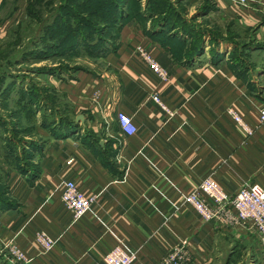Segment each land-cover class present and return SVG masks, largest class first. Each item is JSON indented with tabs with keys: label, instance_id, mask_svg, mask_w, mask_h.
Segmentation results:
<instances>
[{
	"label": "crops",
	"instance_id": "obj_1",
	"mask_svg": "<svg viewBox=\"0 0 264 264\" xmlns=\"http://www.w3.org/2000/svg\"><path fill=\"white\" fill-rule=\"evenodd\" d=\"M215 1L234 20L232 37L216 52L190 54L188 42L162 41L151 21L144 26L128 17L95 68L67 78L52 75L68 105L48 107L56 120L47 124H56L23 140L26 147L38 138L44 144L33 154L25 149L26 161L9 170L10 206L0 208L1 252L15 242L31 264H104L120 244L137 254L134 264H160L174 254L183 257L181 264H264L254 230L225 221L224 214L204 222L184 202L207 176L231 194L248 182L264 187L258 112L264 103V8L259 0ZM138 43L168 70L167 80L134 53ZM154 93L168 109L151 99ZM119 111L134 117L135 135L125 136ZM67 180L98 195L76 220L61 200ZM38 231L55 238L49 253L41 251Z\"/></svg>",
	"mask_w": 264,
	"mask_h": 264
},
{
	"label": "rangeland",
	"instance_id": "obj_2",
	"mask_svg": "<svg viewBox=\"0 0 264 264\" xmlns=\"http://www.w3.org/2000/svg\"><path fill=\"white\" fill-rule=\"evenodd\" d=\"M128 14L144 26L151 21V30H158L162 41L174 37L189 47L198 42L202 52H216L234 32V20L215 0H0L1 201L9 198V170L26 161L25 149L33 154L44 144L38 138L26 147L25 136L56 124H47L56 120L48 108L53 102L62 110L68 105L52 86V75L67 78L95 68V54L113 48ZM8 262V254L0 251V264Z\"/></svg>",
	"mask_w": 264,
	"mask_h": 264
},
{
	"label": "built area",
	"instance_id": "obj_3",
	"mask_svg": "<svg viewBox=\"0 0 264 264\" xmlns=\"http://www.w3.org/2000/svg\"><path fill=\"white\" fill-rule=\"evenodd\" d=\"M258 2L264 8V0ZM134 53L158 78L161 80L169 78L168 70L158 62L144 43L135 45ZM151 99L168 109L158 93L152 94ZM228 111L248 134H253V128L244 121L239 113L233 108ZM258 112L259 121L264 124V103L259 106ZM117 117L125 136L130 137L138 132V126L133 116L119 111ZM97 199V194L86 193L74 180H67L62 185L61 200L75 220L90 211L97 203ZM184 202L191 206L204 222L220 219L224 214L225 217L222 216V218L225 221L254 230L259 237L264 253V187L261 184L248 182L242 185L236 193L231 194L212 176H207L184 195ZM36 241L43 253H49L56 242L55 238L45 231L36 232ZM6 249L11 264H31L26 252L17 243L7 244ZM136 260L135 252L117 244L104 257V264H134ZM181 260H183L182 256L174 254L166 257L160 264H181Z\"/></svg>",
	"mask_w": 264,
	"mask_h": 264
},
{
	"label": "trees",
	"instance_id": "obj_4",
	"mask_svg": "<svg viewBox=\"0 0 264 264\" xmlns=\"http://www.w3.org/2000/svg\"><path fill=\"white\" fill-rule=\"evenodd\" d=\"M131 18V17H133V16H131L130 14H128V16H126V17H124V18H122L123 19V21H122V23H121V25H123L124 24V21H125V19L126 18ZM133 18H138V17H133ZM139 19V18H138ZM140 20V19H139ZM201 50V46L199 45V43L197 42V43H195L194 44V46L192 47V49H191V51H190V54H194V53H197V52H199ZM92 55V54H91ZM95 55H101V54H95ZM62 124H63V122H62ZM8 201H9V199L6 197V198H4L2 201L0 200V208H6V207H9L10 206V203H8Z\"/></svg>",
	"mask_w": 264,
	"mask_h": 264
},
{
	"label": "water",
	"instance_id": "obj_5",
	"mask_svg": "<svg viewBox=\"0 0 264 264\" xmlns=\"http://www.w3.org/2000/svg\"><path fill=\"white\" fill-rule=\"evenodd\" d=\"M81 119H83V116L82 115L78 116L77 120L80 121Z\"/></svg>",
	"mask_w": 264,
	"mask_h": 264
}]
</instances>
